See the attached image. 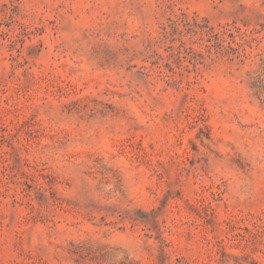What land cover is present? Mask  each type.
<instances>
[{"label":"rangeland","instance_id":"374dc122","mask_svg":"<svg viewBox=\"0 0 264 264\" xmlns=\"http://www.w3.org/2000/svg\"><path fill=\"white\" fill-rule=\"evenodd\" d=\"M0 264H264V0H0Z\"/></svg>","mask_w":264,"mask_h":264}]
</instances>
